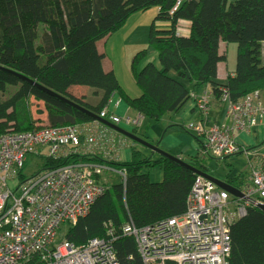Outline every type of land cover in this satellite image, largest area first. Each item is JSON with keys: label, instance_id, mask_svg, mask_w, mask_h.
Here are the masks:
<instances>
[{"label": "trees", "instance_id": "16d2710c", "mask_svg": "<svg viewBox=\"0 0 264 264\" xmlns=\"http://www.w3.org/2000/svg\"><path fill=\"white\" fill-rule=\"evenodd\" d=\"M209 1L186 0L172 13L175 0H0V67L28 77L97 117L106 109L111 112L117 98L143 118L142 126L132 133L146 140L142 129L147 131L165 117L179 114L200 90L210 88L220 101L227 88L233 105L264 92V65L258 64L256 48L264 43V0H212L205 18ZM152 9L158 13L150 25L148 42L158 54L160 68L146 63L145 50L134 57L130 73L140 95L133 98L113 72L104 71V55L97 44L123 30L133 15ZM184 23L188 34L182 29ZM229 45H236L235 72L221 84L218 68L227 60L223 48ZM71 87H84L89 93L74 97L69 93ZM36 104L42 109L38 116L44 120L33 113ZM94 122L0 70V137ZM120 137L131 144L130 163L108 162L100 156L71 162L40 157L44 163L41 171L74 161L107 163L125 171V185L121 181L114 184V177L109 176L102 199L86 218L67 227L62 241L83 247L91 240L110 238L119 264H143L135 240L124 237L122 227L130 220L143 229L182 216L197 175L168 159L145 157L134 142ZM212 161L223 162L199 156L192 167L209 174L207 163ZM27 168L28 163L19 175L20 182L26 179ZM155 168L163 171L160 184L152 183L146 174ZM224 182L241 189L244 179L227 175ZM231 239L230 264H264V214L257 208H249L232 225Z\"/></svg>", "mask_w": 264, "mask_h": 264}, {"label": "built area", "instance_id": "2783aa9c", "mask_svg": "<svg viewBox=\"0 0 264 264\" xmlns=\"http://www.w3.org/2000/svg\"><path fill=\"white\" fill-rule=\"evenodd\" d=\"M185 1L175 0L171 12ZM221 94L222 103L228 106V124L207 127L205 119H198L185 125V130L204 140L201 157L226 160L245 154L255 159L237 189L243 196L233 197L197 176L182 216L143 229L127 221L122 235L135 240L143 264H230L232 225L249 208L264 206V146L241 149L235 139L252 133L264 116L262 94L255 92L238 105L231 103L227 88ZM191 99L205 118L213 99L211 90ZM99 118L129 132L143 123L142 117L116 115L109 109ZM126 145V140L98 122L0 137V264H119L113 239H94L78 247L58 237L63 227L74 226L90 214L104 196V181L109 176H118L125 185V171L107 163L74 161L26 176L22 182L19 175L30 157L71 162L100 156L119 163V152ZM180 160L190 166L194 162L192 158Z\"/></svg>", "mask_w": 264, "mask_h": 264}, {"label": "crops", "instance_id": "0c3cea01", "mask_svg": "<svg viewBox=\"0 0 264 264\" xmlns=\"http://www.w3.org/2000/svg\"><path fill=\"white\" fill-rule=\"evenodd\" d=\"M228 3L235 2L237 0H225ZM212 7V0H210L206 6L204 17L207 18L209 12ZM151 19L155 18L156 14L158 13L157 9H152L151 11ZM150 28V26H149ZM182 29L184 34H188V25L182 24ZM114 38V37H112ZM112 38L108 41L103 40L98 42V50L99 52L104 55L103 59V68L106 73L113 72L117 77V72L115 68V64L111 59L110 55L108 54L107 47L112 42ZM258 51V64L264 65L262 51L264 50V43H261L256 46ZM263 49V50H262ZM226 50L227 60L224 63H221L218 68V82L225 83L226 79L229 76H233L235 72V65H236V45H229L228 47H224L223 51ZM134 54H132L133 58ZM154 57V56H153ZM146 63H152L155 66L159 67V58L156 59L154 57L153 60L147 61ZM125 72L129 79H132L130 73V64L125 62ZM118 78V77H117ZM119 80V79H118ZM133 80V79H132ZM120 82V80H119ZM121 84V82H120ZM135 84V83H134ZM130 92L127 91L126 86L124 87L123 84L121 86L127 91L133 98H137L140 95V92L137 89H134L133 83L130 84ZM210 89V88H208ZM211 90V89H210ZM203 90H200L198 94H200ZM69 93L74 97H84L89 93V90L84 87H71ZM197 94V95H198ZM262 98L264 101V92H262ZM113 108L111 112L116 115H128L130 117H137L135 113H133L129 108L121 102L119 99H114ZM228 106L220 100L212 99L209 113L208 115L203 118L198 114L194 100L190 99L184 108L177 114L176 116H167L165 117L160 123L151 125L147 131L142 129L141 133H143L144 137L149 143L154 145L158 144L159 147L167 152L168 154L178 157L179 159H196L201 155L205 142L203 139H197L193 136V134L187 132L185 130V125L196 121L198 119H205V124L207 127H210L215 124L219 125H226L228 124L226 119ZM115 134L117 138H121L119 134L116 132H112ZM236 143L241 149H255L264 146V116L259 120V123L255 129L252 130L250 134H240L236 138ZM137 145V144H136ZM137 150L142 153L145 157H153V159H158L157 155H152L151 151L140 147L137 145ZM119 162L121 163H130L132 159V151H131V144L127 142L126 147L121 148L119 152ZM222 164L228 167L227 175L230 178H234L237 175L245 176L248 172L249 163L255 162L253 157L249 155L240 154L235 158L222 160ZM258 162V161H257ZM256 162V163H257ZM251 164V163H250ZM146 174L149 175V178L152 183L160 184L163 181V171L160 168H155L146 171Z\"/></svg>", "mask_w": 264, "mask_h": 264}, {"label": "rangeland", "instance_id": "374dc122", "mask_svg": "<svg viewBox=\"0 0 264 264\" xmlns=\"http://www.w3.org/2000/svg\"><path fill=\"white\" fill-rule=\"evenodd\" d=\"M151 23V12L149 11L146 13L133 15L127 22L125 28L118 34L113 36L114 38H112V42L107 47L108 54L115 64L116 72L118 74L117 77L120 80L121 84H123L124 87L126 86L128 92H130L129 84L131 82L133 83V87H135L134 89H137V87L134 84V80H132L133 78L129 79V77L126 75L125 62L127 63V59L128 63L131 64L134 57L143 50L147 51L146 62L153 60L154 57L158 59L157 52L149 45L148 42L149 26L151 25ZM132 54H134L133 58L131 57ZM262 55L264 60V50L262 51ZM41 110V107L37 104L36 107L32 109L35 116H38V113ZM38 118L44 120L43 116H38ZM45 153L47 152L45 151ZM42 165H44V163L41 161V159L31 157L28 162V168L24 172L25 176L30 177L37 174L43 168ZM207 168L210 169L209 175L224 182L228 173V167L226 165H218L215 161H212L207 163ZM113 177L114 184L120 183V179L118 176ZM67 227L68 226H65L61 229L58 241H62V239L64 238V232L66 231Z\"/></svg>", "mask_w": 264, "mask_h": 264}, {"label": "water", "instance_id": "95a60500", "mask_svg": "<svg viewBox=\"0 0 264 264\" xmlns=\"http://www.w3.org/2000/svg\"><path fill=\"white\" fill-rule=\"evenodd\" d=\"M0 70L1 71H4L6 73H9L13 76H15L16 78L20 79L21 81H24L28 84H30L31 86L39 89L40 91L62 101L63 103L69 105L70 107L74 108L75 110L91 117L94 121L102 124L103 126L107 127L108 129L116 132L117 134L121 135L122 137H125L127 138L128 140L134 142L135 144L139 145L140 147H143L149 151H151L152 155H157L158 157L160 158H165V159H168L182 167H185L189 170H191L195 175L199 176V177H202L208 181H210L211 183L215 184L220 190L228 193L229 195L233 196V197H236V198H242V194L237 190L235 189L234 187L228 185L227 183L225 182H222L214 177H212L211 175L207 174V173H203L197 169H195L194 167L184 163L182 160H180L178 157H175V156H172L170 154H168L167 152L163 151L158 144L154 145V144H151L149 142H147L146 140H143L137 136H135L132 132H129V131H126L120 127H117L107 121H104L102 119H100L99 117H97L96 115L90 113L89 111L85 110L84 108H82L81 106L55 94L54 92H52L51 90L39 85L37 82L29 79L28 77H25L23 75H19V74H16L14 72H11L9 70H6V69H3L0 67ZM257 209L262 212L264 214V206H261L259 205L257 207Z\"/></svg>", "mask_w": 264, "mask_h": 264}]
</instances>
